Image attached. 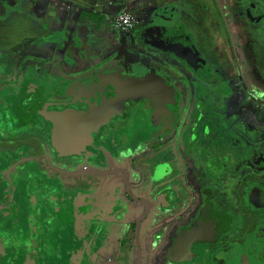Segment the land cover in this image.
I'll list each match as a JSON object with an SVG mask.
<instances>
[{"label": "flooded vegetation", "instance_id": "obj_1", "mask_svg": "<svg viewBox=\"0 0 264 264\" xmlns=\"http://www.w3.org/2000/svg\"><path fill=\"white\" fill-rule=\"evenodd\" d=\"M49 1L41 7L36 0H0V55L6 56L3 59L0 56V191L3 192L0 195V264H129L130 259L132 264H155L156 257L160 258V264H174L166 255L177 237L178 244L184 247L178 253L181 260L178 264H264V185L260 181L264 174L255 170L257 179L251 180V167L245 159H240L244 154L232 155V163L233 160L212 153L188 166L148 154L135 156L139 147L131 138L139 122V115L135 113L147 111L150 115L168 116L175 110L177 94L172 86L176 82L169 73L165 72L164 76L144 73L136 78L105 73L101 78L102 90L90 93L94 96L84 100L80 107L62 104L67 97L65 84L59 82L62 80L55 83L56 80L46 78L51 84L46 81L47 84L39 85L27 78V67L23 65L31 57L27 55L30 51L25 52L24 48L32 49V43L34 48L38 46L35 45L37 33L38 38L42 37L40 45L44 49L48 43L56 44L54 30L49 25L53 16ZM123 1L136 13L144 6V12L140 13L142 20L156 22L157 26L135 33L136 29L132 30L130 34L136 36L132 42L133 38L128 39L129 33L124 40L125 35L114 32L108 24L110 32L117 36L111 41L109 55L134 57L138 47L147 44L173 58L177 65L174 69L184 79L213 80V85L225 84V88L226 76L220 78L206 73L208 70L221 72L215 57L213 62L205 57L210 48L221 55L220 63L225 68L230 63L229 55L222 51L224 46L232 50L229 51L233 67L242 69L245 75L257 67L263 70L264 0H120ZM170 7L178 9L176 19L168 15ZM199 12L205 15L199 16ZM166 21L178 23L159 24ZM45 23L48 24L43 29ZM194 25L199 27L197 31L191 30ZM158 28L170 30L178 37V46L183 44L190 52L188 61L150 44L149 33ZM211 34L223 41L212 39L209 48L206 37ZM233 35L238 36V46H230ZM60 40L64 41L61 37ZM20 51L25 54H17ZM251 74L256 80V74ZM122 80L150 81L154 89L135 103L125 104L123 118L111 120L99 131L90 155H59L50 140V125L29 107L42 104L56 111L89 106L99 109L104 99L114 96L111 81ZM258 81L264 85L261 77ZM229 143L236 149L235 142ZM238 143L241 144L240 139ZM36 163L38 168L34 171ZM26 176L33 179L27 187L37 183L39 189L44 188L40 198L34 192L20 194L24 184L20 185L19 181H24ZM190 177H193L190 187L195 188V196L187 201L181 198L179 204L183 208H179L178 191L174 188L178 189V184L181 187L182 181H189ZM55 182L56 188L45 190L47 184ZM231 198H236L240 205L237 213L224 200ZM204 201L212 204L222 224L198 227L196 230L207 231L196 236L203 241L188 244L186 230L192 228L191 223L198 217ZM134 207L144 208L138 214V221H133ZM168 212L172 217L165 216ZM11 215L14 221H4ZM163 216L167 219L159 221ZM145 217L148 219L144 220ZM18 223L24 225L22 230L10 226ZM153 241L158 242L155 256L145 251ZM120 254L126 262L119 260Z\"/></svg>", "mask_w": 264, "mask_h": 264}, {"label": "rangeland", "instance_id": "obj_2", "mask_svg": "<svg viewBox=\"0 0 264 264\" xmlns=\"http://www.w3.org/2000/svg\"><path fill=\"white\" fill-rule=\"evenodd\" d=\"M45 1L46 0H36L37 5L39 6H41V4ZM73 1L74 0H50L48 3L49 8H53V16L49 25H52L53 29L59 31H70V27L72 25L74 26L78 24L75 18L79 15H74V8H87V12L83 11L84 14L81 17L79 24L89 26L92 29L93 35L90 36L91 44L95 49H99V55L102 57V60L95 58L96 60L91 68H83L76 74H69V76L63 80L65 84V93L67 92V97H65L62 101L63 105L80 107L84 100L88 99L90 96H94L90 95V93L100 92L102 90L101 78L105 75V73L126 76L127 78L132 76H141L144 73H152L158 76H164V74L169 73V75L173 78L171 80L176 82V84L172 86L174 93L177 94H175L177 96L175 101V110H173L168 116L158 114L150 115V112L147 111H144L145 113L143 111H137L135 113V115H139L138 125L136 124V132L135 134L133 133V136H131L132 142L137 147L139 146L138 149H136L135 156L141 157L148 154L151 155V157L156 156L159 158L173 159V162L176 165L179 164L180 166H188V163L191 164L196 162L197 159L199 160V158L203 157V155L216 153L220 154L219 156H224L225 158L233 160L232 155L242 153V155H244L242 156L243 158L240 159H245V162L249 167H251L250 169H252V174L250 176L251 180L257 179L255 170L264 174V166H262V162L264 161V85H262L261 81H258L259 77L264 80V67L263 70H261L260 67H257L256 71L254 70L251 72L256 74V80L252 79L251 73H247L245 75V71H241L242 69H236L233 67V58L232 53L230 52L232 50L229 47L224 46L222 51L229 55L230 63L229 66L225 68V65L220 63L222 61L221 55H218L210 48V46H208L212 39L223 41V38L218 39L216 35L212 34L209 37H206V46H208L210 50L208 49L206 51L205 57L212 62L215 57L216 64H220L221 72L214 73V71L208 70L206 73L207 75L214 77L219 75L220 78L226 76V79L228 80V83L226 82V88L225 84L221 86L213 85V80H197L195 78L188 80L184 79L183 75H181L177 69H174V65H177L175 64L176 61L173 58H170L168 55L163 54L157 49L148 47L147 44H141L138 47V53L134 57H122L120 56L121 54L109 55V51L112 50L113 45L111 41L113 37L117 36L110 32L107 24H105L104 17L116 14L120 10L126 8V6L122 4L120 0H79L78 3H74ZM110 1L113 2L112 5H109ZM126 9L130 10V8ZM139 9L141 10L137 13L130 10L135 19L138 21L136 26L127 33L121 34H130V32L134 29L136 30L133 31V33L137 30H149L150 28L157 26L156 22L142 20L143 18L140 13L144 12L143 10L145 8L144 6H140ZM124 11L126 10L124 9ZM168 11V15H171L174 19H176L175 17L178 15V9L170 7ZM198 15L204 16L205 14L204 12H199ZM175 23H178V21H166L159 24L171 26ZM46 24L48 23L44 24L43 29ZM198 28L199 27L197 25H194L191 30L197 31ZM82 33L83 31H81L77 37H80L81 35L83 37ZM6 35L8 36V34ZM138 35L139 33L137 36ZM127 36H123L122 39L126 40L125 38ZM72 37L73 36H70V38ZM76 38L75 41H72V39L68 40L66 44L61 40L60 44L48 43L46 45V49H44V46L40 45L42 37L40 36V38H38L37 33V41H35V45L38 46H35L34 48V43H32V49L29 47L24 48L25 52L30 51L27 55L31 57V59L23 65H26L27 67L25 69V73L27 72L28 74L27 78L34 81L36 80L39 85L44 84L47 81L45 80L46 78L50 80L53 79V81L56 80V82H58L62 79V76H66L70 67H72V65L74 66V63L80 66L84 59L83 57H92L80 54L79 49L75 45L77 43ZM131 38H133V40ZM135 38L136 36L132 33L128 37V39H131L132 42ZM82 39L84 40V38ZM45 40L47 41V39H44V42H46ZM227 40L228 36H226V41ZM231 40L232 43H230V46L237 45L236 41H238V36L233 35ZM68 48V55L73 53L69 56V58L73 60V64L71 66L63 63L64 53ZM217 49L218 48L215 50ZM213 52H215V55L212 54ZM17 54L25 53L20 51ZM0 56L2 59L6 58L4 54H1ZM53 63L55 64L54 66ZM254 92L257 93L258 96H254ZM256 106L258 107L256 108ZM138 126H140V129ZM143 132H145V135ZM207 133L211 135L205 136ZM147 134L150 136L146 137ZM239 136H243V138H239ZM237 138L238 140L240 139L241 144L238 143ZM227 142H235L236 149H234V145L230 143L227 144ZM148 144L150 145L147 146ZM240 145L246 146V149L245 147H241L240 149ZM236 150L237 152H234ZM147 152L151 153L149 154ZM233 162L234 160L232 163ZM179 165L178 168L180 167ZM37 168L38 164L36 163L34 165V171ZM137 168L140 170L139 164L137 165ZM51 175L53 174L51 173ZM261 179L262 180L260 181L264 185V178ZM23 180L24 181H19L20 185L24 184L21 187V191L19 189L20 194L26 195L29 193L31 195L34 192L35 194H38L37 198H40L43 194L42 191L44 188L39 189L37 183L33 184L31 187H27L29 184L33 183V179L29 176L24 177ZM192 181L193 177H190L189 181H182L181 187L178 184V189L177 187L174 188V191H178L177 206H179V208H183V205L179 204L181 198H183L182 201H187L195 196V188L190 187ZM242 181L243 180H241V182ZM74 184H76L75 181ZM218 184L219 186H222L220 181ZM56 185V182L53 183V185L47 184L45 190L51 191L53 187L56 188ZM237 188H239V186ZM2 193L3 192L0 191V195ZM224 200L227 205L231 204L233 212L237 213V210L240 209V205L236 203L238 202L236 198ZM134 204H136V202H134ZM142 208L143 207H137L136 209L134 207L135 215H133V221H138L140 219L138 214L144 211V208L143 210ZM177 214L178 213L176 212L175 216H177ZM165 216L172 217V214L168 212ZM165 216L158 220L164 221L167 219ZM177 217L175 218L176 220ZM146 219L148 218L145 217L144 220ZM4 221H14L13 215L5 217ZM10 226H16V228H20L21 230L24 228L22 223ZM157 245L158 242L153 241L152 244L147 246L145 251L152 255L155 253L154 250ZM123 252L124 248L122 254ZM122 254H120L119 260L126 262L127 259L123 257ZM133 254L135 253L133 252ZM154 256L150 258H154L155 260ZM156 258L157 259L155 261L157 263L155 264H160V258ZM129 264H132V259L129 260Z\"/></svg>", "mask_w": 264, "mask_h": 264}, {"label": "water", "instance_id": "obj_3", "mask_svg": "<svg viewBox=\"0 0 264 264\" xmlns=\"http://www.w3.org/2000/svg\"><path fill=\"white\" fill-rule=\"evenodd\" d=\"M148 41L158 49L173 55L175 58L189 60V50L183 45L178 46V37L170 30L158 28L149 33ZM81 49L83 44L80 37L77 43ZM112 91L114 96L104 99L99 109L89 106L85 109L65 108L60 111L48 110L42 104L36 107L30 106L29 110L37 111L44 121L50 125V140L58 154L63 157H81L90 155L89 150L95 147L99 131L109 124L111 120L123 118L126 103H135L138 99L144 98L146 94L154 89L150 81H138L129 83L127 80L113 82ZM35 107V108H34ZM38 109V110H37ZM221 225V221L210 202L204 201L200 207L198 217L191 223L192 228L186 230L189 243L201 242L202 238L196 239L197 235L206 233V229L196 230L202 225ZM209 231V230H208ZM208 241L207 239H204ZM178 244V237L168 250L166 259L178 264V253L183 249ZM187 253V252H186Z\"/></svg>", "mask_w": 264, "mask_h": 264}, {"label": "crops", "instance_id": "obj_4", "mask_svg": "<svg viewBox=\"0 0 264 264\" xmlns=\"http://www.w3.org/2000/svg\"><path fill=\"white\" fill-rule=\"evenodd\" d=\"M78 1L79 0H74L73 2L74 3H78ZM84 1V0H83ZM111 3H113L112 1H110ZM109 2V3H110ZM109 4V5H112V4ZM122 4H124L125 6H126V8H130L129 7V5L126 3V2H121ZM90 4V3H89ZM126 8H124V9H126ZM124 9H122V10H124ZM87 8H85V9H78V8H74V15H79V16H77V18H75V20L77 21V25H72L71 27H70V31H67V30H61V31H59V30H56V29H53L54 30V36H55V39H56V44H60V41H59V37H61V38H65V39H63L64 40V42H65V44L67 43V41L68 40H71L72 39V41H74V37L76 38L77 36H78V34H80L81 33V31H83V37H82V35L80 36V38H81V40H82V42H84V44L86 45V49H81V48H78V46L76 45V47L79 49V51H80V54H85L86 56H92V57H90V58H86V57H83L84 59H83V61L81 62V64H80V66L78 65V64H75L74 63V66L72 65L73 64V60L71 59V58H69V56L71 55V54H73V53H71L70 55H68V52H69V48L68 49H66V52L64 53V59H63V63L64 64H66V65H72V67H70V70H68V72H67V74H66V76L64 77V76H62L61 78L62 79H60V80H62V81H59L62 85L64 84L63 83V80L67 77V76H69V74H71V75H73V74H76V73H78V71H81L83 68L84 69H88V68H91L92 67V65L94 64V61L96 60V59H99V60H102L101 58V56L99 55V49L97 50V48L95 49L94 47H92L90 44H91V37L90 36H92L93 35V33H92V29L89 27V26H85V25H83V24H79V21L81 20V17L83 16V14H84V12L83 11H85V12H87ZM128 11H130L129 9H127ZM118 13V12H117ZM115 14H112V15H110V16H105L104 17V21H105V24H107V26H108V24H109V19H111L113 16H114ZM70 36H73L72 38H70ZM87 37V38H86ZM88 37H90V38H88ZM82 38H84V40L82 39ZM87 46H89V48L87 47ZM90 46H91V48H90ZM96 58V59H95ZM136 77H140V76H134V78H136ZM139 81V80H138ZM142 81V80H141ZM55 83H57V82H55ZM58 85H59V83H58ZM57 85V86H58ZM263 85V84H262ZM144 252V251H143ZM145 253V252H144Z\"/></svg>", "mask_w": 264, "mask_h": 264}, {"label": "built area", "instance_id": "obj_5", "mask_svg": "<svg viewBox=\"0 0 264 264\" xmlns=\"http://www.w3.org/2000/svg\"><path fill=\"white\" fill-rule=\"evenodd\" d=\"M109 24L114 32L127 33L136 26L137 20L131 12L126 10L116 13L109 20Z\"/></svg>", "mask_w": 264, "mask_h": 264}]
</instances>
